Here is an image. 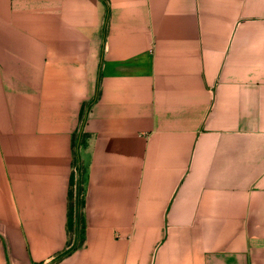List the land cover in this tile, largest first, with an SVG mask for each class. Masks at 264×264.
Instances as JSON below:
<instances>
[{
    "label": "crops",
    "instance_id": "obj_1",
    "mask_svg": "<svg viewBox=\"0 0 264 264\" xmlns=\"http://www.w3.org/2000/svg\"><path fill=\"white\" fill-rule=\"evenodd\" d=\"M0 264H264V0H0Z\"/></svg>",
    "mask_w": 264,
    "mask_h": 264
},
{
    "label": "built area",
    "instance_id": "obj_2",
    "mask_svg": "<svg viewBox=\"0 0 264 264\" xmlns=\"http://www.w3.org/2000/svg\"><path fill=\"white\" fill-rule=\"evenodd\" d=\"M77 174H79V170L77 168ZM74 221H75V224L77 226V228L80 227L81 223H80V211L79 209H76L75 212H74Z\"/></svg>",
    "mask_w": 264,
    "mask_h": 264
}]
</instances>
